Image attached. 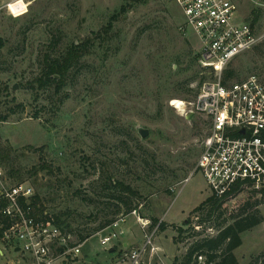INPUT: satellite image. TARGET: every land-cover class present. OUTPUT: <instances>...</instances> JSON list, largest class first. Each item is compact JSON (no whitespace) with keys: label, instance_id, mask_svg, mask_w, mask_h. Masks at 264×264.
<instances>
[{"label":"rangeland","instance_id":"obj_1","mask_svg":"<svg viewBox=\"0 0 264 264\" xmlns=\"http://www.w3.org/2000/svg\"><path fill=\"white\" fill-rule=\"evenodd\" d=\"M231 1L246 21L261 10L254 27L262 32L264 0ZM122 8L126 11L108 29L110 17ZM182 22L175 0H32L19 17L0 10V192L2 186L26 183L46 212L66 214L72 229L90 236L80 264H117L120 249L144 245L153 231L157 253L148 247L144 264H174L197 240L216 236L219 225L244 204L256 202L262 222L241 235L242 245L233 253L238 264H249L264 250V194L247 188L210 219L209 207L193 212L210 191L200 172L189 177L208 132L206 119L192 114L190 104L201 76L206 81L213 76L198 65L200 45L189 31L185 36L179 31ZM56 42V49H48ZM71 43L89 46L78 71L69 73L59 94L53 85L39 90L34 80L43 56H57ZM230 68L239 81L252 75L264 80L253 51ZM140 130L148 135L142 138ZM43 162L47 168L39 170ZM10 168L19 178L8 175ZM34 168L37 175L31 176ZM112 180L140 194L124 197L135 211L115 229L114 253L100 245L109 227L95 232L124 215L125 207L106 197ZM137 218L148 221L144 232ZM149 218L168 227L151 228ZM0 250V264L21 259L1 241Z\"/></svg>","mask_w":264,"mask_h":264},{"label":"built area","instance_id":"obj_2","mask_svg":"<svg viewBox=\"0 0 264 264\" xmlns=\"http://www.w3.org/2000/svg\"><path fill=\"white\" fill-rule=\"evenodd\" d=\"M31 1L6 0L0 4V10L19 17L27 12ZM175 2L183 18L179 31L184 36L189 31L196 38L200 45L195 54L197 63L213 76L200 84L190 104L192 114L206 119L208 132L189 177L200 172L210 196L218 199L238 186L259 192L264 189V80L252 75L224 85L222 76L235 59L264 41V29L258 33L241 19L238 6L231 0ZM34 196L26 183L2 186L0 241L5 249L21 256L20 261L11 264H80L84 243H78L46 211H39ZM124 219L112 224L110 232L100 238L106 251L114 248L113 242L119 237L115 229ZM137 222L142 231L149 225L140 218ZM153 234L154 231L146 235L144 245L119 251L117 264H144L142 259L148 247L157 253L151 242ZM194 264L212 263L198 256Z\"/></svg>","mask_w":264,"mask_h":264},{"label":"trees","instance_id":"obj_3","mask_svg":"<svg viewBox=\"0 0 264 264\" xmlns=\"http://www.w3.org/2000/svg\"><path fill=\"white\" fill-rule=\"evenodd\" d=\"M126 10L124 8L121 9V12L115 13L109 19L107 24V28L111 29L114 22H116L119 16L124 13ZM261 10H257L256 12H252L251 19L247 20L250 22L251 26L254 27L255 23L258 21L260 17ZM100 40V37H97ZM102 40V38H101ZM100 40V41H101ZM51 47L48 46V49H56L59 45V42L53 43ZM89 46L85 43L75 44L71 43L70 45L63 48L60 52L56 53L57 56H52L51 54L43 56V70L41 75L34 80L37 88L39 90H43L47 87L54 86V91L56 94H59L61 90L66 85V77L69 75L71 71H78L81 66V60L87 55ZM251 51L258 57V59L262 62V67L264 68V41L255 46ZM200 84L205 80L204 76H201ZM232 80H238V76L236 72L230 68V65L223 72L222 76V84L227 85ZM239 82V80L237 81ZM2 121H6V118H2ZM3 158L0 156V160ZM47 166L43 162L41 166H39V170L46 169ZM8 175L10 177H18L17 170L14 168H10L8 170ZM31 176L37 175V169L34 168L32 172H30ZM21 182V181H19ZM108 192L106 196L108 199L114 201L116 206H124V215L117 216L111 220L106 221L99 229L95 232L102 231L105 228L110 227L116 221L126 217L132 211H135L132 208L131 203H127L124 200L125 195L128 197H132L135 199L140 198V194L137 190L133 189L130 185H126L123 182L112 180L109 184L105 186ZM245 191V188H241L238 186L234 188L229 194H227L224 198L218 199L214 196H209L202 203H200L196 208L193 209V212H197L202 210L204 207H209V212L207 214L206 219H210L212 217L213 212L222 206V203L227 200L232 199L237 194ZM256 194H264V189L256 192ZM257 202L252 205L250 203L244 204L237 215L232 216L229 220H224L218 229V233L213 237H205L197 240L193 243L190 248L187 250V253L179 260L175 259L174 264H192L193 258L195 256H206L207 262L212 264H238V261L234 255V251L242 245L241 235L258 226L262 220L259 216V211L257 210ZM34 205L39 207V211H45L44 205L42 203L41 198L35 194L34 196ZM134 209V210H133ZM48 213V212H47ZM52 216L55 223L62 227L65 232L72 235L78 243H84L88 240L90 236L82 235L78 231L71 228L70 224L66 219H63L66 214H50ZM150 227L153 228L158 224V229L160 232H164L168 225L162 222H158L156 218H149ZM179 234L183 233V231L179 228H175ZM100 231V232H101ZM115 251V248H114ZM114 251L112 253H114ZM249 264H264V250Z\"/></svg>","mask_w":264,"mask_h":264},{"label":"water","instance_id":"obj_4","mask_svg":"<svg viewBox=\"0 0 264 264\" xmlns=\"http://www.w3.org/2000/svg\"><path fill=\"white\" fill-rule=\"evenodd\" d=\"M14 90L16 89V87H14L13 88ZM191 115H189V119H191ZM139 135L142 137V138H145L147 135H148V131L147 130H140L139 131ZM114 251V248H111L110 250H109V252H113Z\"/></svg>","mask_w":264,"mask_h":264},{"label":"crops","instance_id":"obj_5","mask_svg":"<svg viewBox=\"0 0 264 264\" xmlns=\"http://www.w3.org/2000/svg\"><path fill=\"white\" fill-rule=\"evenodd\" d=\"M202 202H203V201H202ZM141 230H142V229H141ZM143 232H144V231H143ZM123 246H124V247H127V246H128V243L125 242V243L123 244ZM119 251H121V249H120ZM119 251H118V252H119ZM2 253H3V252L0 250V255H2Z\"/></svg>","mask_w":264,"mask_h":264},{"label":"bare ground","instance_id":"obj_6","mask_svg":"<svg viewBox=\"0 0 264 264\" xmlns=\"http://www.w3.org/2000/svg\"><path fill=\"white\" fill-rule=\"evenodd\" d=\"M174 103H177V102H174ZM179 105H180V103H179Z\"/></svg>","mask_w":264,"mask_h":264}]
</instances>
